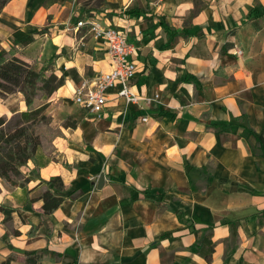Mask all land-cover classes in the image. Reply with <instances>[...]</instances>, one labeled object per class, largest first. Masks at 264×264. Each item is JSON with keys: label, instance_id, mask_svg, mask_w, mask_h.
<instances>
[{"label": "crops", "instance_id": "1", "mask_svg": "<svg viewBox=\"0 0 264 264\" xmlns=\"http://www.w3.org/2000/svg\"><path fill=\"white\" fill-rule=\"evenodd\" d=\"M92 15L128 29L132 89L151 104L113 89L94 118L74 102L110 67L87 28L66 29ZM20 30L35 42L15 44ZM13 48L67 81L49 99L59 132L45 165L28 162L29 195L0 178V264H28V251L47 255L37 264H264V0H10L0 51ZM27 108L23 93L0 97V117ZM53 177L65 200L48 215Z\"/></svg>", "mask_w": 264, "mask_h": 264}, {"label": "trees", "instance_id": "2", "mask_svg": "<svg viewBox=\"0 0 264 264\" xmlns=\"http://www.w3.org/2000/svg\"><path fill=\"white\" fill-rule=\"evenodd\" d=\"M9 1L0 0V14ZM13 34L15 44L22 43L26 46L36 40V35L23 30ZM70 74L77 84L81 83V77L75 69H71ZM66 81L67 76H58L51 66L40 68L37 63L33 65L19 58L16 56L15 48L0 51V97L7 99L10 95L23 93L28 106L26 110L11 117H0V178L11 187L21 188L26 195L30 193L28 188L30 178L26 174L28 162L32 160L37 165L32 173H36L38 167L47 162L42 149L44 138L38 128L51 124V117L47 113L51 106L49 99L66 84ZM65 126L75 128L77 121L68 118ZM47 184L48 188L43 191L42 198L45 201L46 214L50 215L60 208L65 200L63 195L57 193L64 187V182L61 177H53ZM26 199L29 200L30 197ZM6 206V203H0V211H4ZM5 220H8V217ZM34 233V229L29 232L30 235ZM209 245V253L205 256L211 260L215 247L212 241H209ZM14 258L15 255H11L2 264H11ZM46 258L47 255L43 251L26 253L28 264H37Z\"/></svg>", "mask_w": 264, "mask_h": 264}, {"label": "built area", "instance_id": "3", "mask_svg": "<svg viewBox=\"0 0 264 264\" xmlns=\"http://www.w3.org/2000/svg\"><path fill=\"white\" fill-rule=\"evenodd\" d=\"M82 27L87 28L106 47L110 67L107 71L98 73L90 86L82 83L73 97L74 102L94 118L103 116L113 89H117L118 97H124L128 104L137 103L140 99L151 104L154 98L138 95L132 89V81L137 77V62L133 59L137 47L129 42L128 29L106 25L97 15L79 20L76 26L68 25L66 29L78 32ZM143 120L148 121V117Z\"/></svg>", "mask_w": 264, "mask_h": 264}, {"label": "rangeland", "instance_id": "4", "mask_svg": "<svg viewBox=\"0 0 264 264\" xmlns=\"http://www.w3.org/2000/svg\"><path fill=\"white\" fill-rule=\"evenodd\" d=\"M44 99H46V98H44ZM39 102H41V101H39ZM47 113L50 116L53 114V112L50 111V109L47 111ZM38 131L40 132V134L43 135L44 149L47 150V152L51 154L53 149H54L52 146V140L58 134V132H59L58 129L56 128L55 124L52 123L51 125H48V126L39 127Z\"/></svg>", "mask_w": 264, "mask_h": 264}, {"label": "water", "instance_id": "5", "mask_svg": "<svg viewBox=\"0 0 264 264\" xmlns=\"http://www.w3.org/2000/svg\"><path fill=\"white\" fill-rule=\"evenodd\" d=\"M104 181H105V176L102 174L100 181H99V187H101L103 185Z\"/></svg>", "mask_w": 264, "mask_h": 264}]
</instances>
